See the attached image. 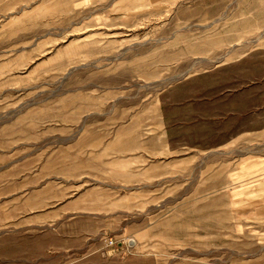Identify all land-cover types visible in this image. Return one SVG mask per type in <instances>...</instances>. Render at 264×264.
I'll return each mask as SVG.
<instances>
[{
	"label": "rangeland",
	"instance_id": "obj_1",
	"mask_svg": "<svg viewBox=\"0 0 264 264\" xmlns=\"http://www.w3.org/2000/svg\"><path fill=\"white\" fill-rule=\"evenodd\" d=\"M0 264H264V0H0Z\"/></svg>",
	"mask_w": 264,
	"mask_h": 264
}]
</instances>
